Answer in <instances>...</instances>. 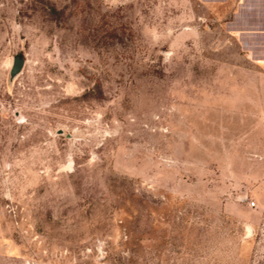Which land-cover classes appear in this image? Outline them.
I'll return each instance as SVG.
<instances>
[{
  "label": "rangeland",
  "instance_id": "374dc122",
  "mask_svg": "<svg viewBox=\"0 0 264 264\" xmlns=\"http://www.w3.org/2000/svg\"><path fill=\"white\" fill-rule=\"evenodd\" d=\"M230 9L0 0V264H264V48Z\"/></svg>",
  "mask_w": 264,
  "mask_h": 264
},
{
  "label": "crops",
  "instance_id": "0c3cea01",
  "mask_svg": "<svg viewBox=\"0 0 264 264\" xmlns=\"http://www.w3.org/2000/svg\"><path fill=\"white\" fill-rule=\"evenodd\" d=\"M231 5L227 24L232 36L254 39V44L264 48V0H224Z\"/></svg>",
  "mask_w": 264,
  "mask_h": 264
},
{
  "label": "water",
  "instance_id": "95a60500",
  "mask_svg": "<svg viewBox=\"0 0 264 264\" xmlns=\"http://www.w3.org/2000/svg\"><path fill=\"white\" fill-rule=\"evenodd\" d=\"M24 64V59L22 57L16 56L13 58L12 65L9 70L10 77H14L22 68Z\"/></svg>",
  "mask_w": 264,
  "mask_h": 264
},
{
  "label": "built area",
  "instance_id": "2783aa9c",
  "mask_svg": "<svg viewBox=\"0 0 264 264\" xmlns=\"http://www.w3.org/2000/svg\"><path fill=\"white\" fill-rule=\"evenodd\" d=\"M251 204H254L253 202H251Z\"/></svg>",
  "mask_w": 264,
  "mask_h": 264
}]
</instances>
